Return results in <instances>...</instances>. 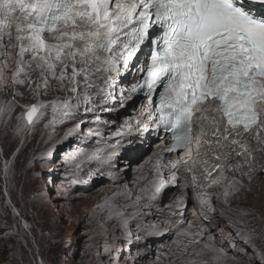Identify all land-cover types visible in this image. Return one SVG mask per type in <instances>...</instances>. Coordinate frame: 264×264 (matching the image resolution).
<instances>
[{
  "label": "snow or ice",
  "instance_id": "obj_1",
  "mask_svg": "<svg viewBox=\"0 0 264 264\" xmlns=\"http://www.w3.org/2000/svg\"><path fill=\"white\" fill-rule=\"evenodd\" d=\"M262 9L264 0H0V92L12 93L11 99L0 101V120L11 119L16 97L23 95L17 89L26 87L35 102L21 105L24 111L16 116L14 134L30 132L42 118L47 119L45 129L53 132L71 124L42 154V160L47 162L57 144L73 138L83 144L94 140L96 146L91 149L77 147L65 154L62 163L71 184L87 183L85 175L90 179L112 167L116 156L110 149L131 132L170 135V144L163 146L165 153L195 144V156L189 149L185 158V163L190 161L185 168L189 178L183 184L174 171L181 166L179 158L165 164L154 155L147 162L153 175L140 192L148 195L149 202L162 203L169 185L176 186L179 194L167 205L170 217L146 226L138 223L137 231L143 230L144 237L136 238L167 232L176 226L171 216L186 204L190 186L199 206L213 210L207 185L201 179L220 184V178H211L222 166L211 165L198 174L201 149L213 143H201L207 135L202 128L204 121L215 126L213 136L220 133L223 124L215 145L231 146L233 151L238 146L247 154L249 165L254 152H264ZM141 53L144 58L133 70ZM129 72L134 82L122 87L121 81ZM49 95L51 99H41ZM138 95L145 98L139 112L105 138L101 125L116 122L104 120L103 114L117 111L116 106L123 109ZM86 124L92 126L85 130ZM196 126H201V131L194 140ZM249 135L257 142L255 149L248 146L245 137ZM224 155L227 160L229 154ZM11 163L6 160L3 165L6 180ZM202 163L207 165L208 161ZM166 168L171 173L169 179H165ZM234 169L240 170L241 165ZM253 170L249 167V172ZM118 177L116 173L112 178L115 181ZM235 183L229 181L224 187L225 198L229 189L236 191ZM114 195L131 198L128 191ZM105 202L110 204V199ZM142 203L137 195L131 216L125 218L118 210L114 213L121 220L119 227L126 240L133 236L129 221L144 215ZM24 227L29 226L25 223ZM113 250H117L114 236L104 251L109 253L108 264H119L111 256ZM217 251L222 253L223 249ZM260 255L264 261V252ZM129 262L136 264L135 257L129 256L126 264Z\"/></svg>",
  "mask_w": 264,
  "mask_h": 264
},
{
  "label": "rangeland",
  "instance_id": "obj_2",
  "mask_svg": "<svg viewBox=\"0 0 264 264\" xmlns=\"http://www.w3.org/2000/svg\"><path fill=\"white\" fill-rule=\"evenodd\" d=\"M17 90L23 95L16 97L11 119L4 117L0 120V264H108L109 253L104 249L106 243L109 245L113 243V236L117 250H113L111 256L118 259L119 264H126L129 256L135 257L136 264H181L170 256L167 257V249L162 248V237L158 233L137 240V235L140 237L144 235L133 232L132 238L126 240L120 229L111 232L106 230V224L94 222L95 220L89 217V208L98 198H102L105 186H112L114 170L111 167L105 168L103 174H97L90 179L85 175L87 183L71 184L69 182L71 177L62 163L65 154L77 147L91 149L95 146L94 140L90 144H83L73 138L57 144L52 156L45 162L41 159L42 154L60 140L71 124L58 127L53 132L44 127L47 119H41L30 132L25 130L19 135L14 134L16 116L24 111L21 105L35 102V98L26 87H19ZM11 98V91L0 92V101L6 102ZM51 98V95L41 97ZM134 107L128 109L129 113L121 114L120 119L133 116L131 111L137 109L138 104ZM82 118L90 120L91 116L82 115ZM90 126L92 125L86 124L85 130ZM49 135L52 137L51 140ZM20 140H23V143L17 147ZM126 146L129 144L126 143ZM126 150L125 144L110 149L115 153L116 159L118 158V168H123V175L130 184L136 181L139 176L136 171L142 167L145 159L142 158L134 166H129L123 163L127 160ZM148 151L150 150H144L142 154L145 155ZM6 160L12 161L7 180L3 171ZM236 164L242 166L245 161L238 159L230 163L228 169L233 170ZM145 170L142 168L141 176L145 175ZM258 173L264 178V167H261ZM226 179V182L229 180L240 182L233 171L227 173ZM262 184L264 186V180ZM190 188L191 186L188 189ZM216 191L214 189L210 194L214 195ZM236 191L229 189L228 196L232 195L234 202L228 204V201L222 198L224 206L230 212L240 211L235 203ZM169 193L168 188L163 196V202L156 201L154 207L167 211L166 205L172 203L176 196L174 194L166 201ZM218 195L219 193L215 200ZM215 202L212 201V205H215ZM189 205L191 209L194 206L193 202ZM181 210H177L175 215L171 216V220L177 219ZM242 213L241 219H234L230 214L223 216V222L214 225L210 231L204 232L202 237L198 238L200 245H211L215 252L216 259L212 264H217V259L223 256L241 261L242 264H264L260 255L264 252V221L258 219L264 217V205H260V209ZM169 217L166 216L165 219ZM205 218L202 221L206 220V223L211 225L212 222ZM25 223L29 227L25 228ZM182 224L181 229L184 231L199 229V225L196 228L189 217H185ZM189 233L192 234L191 231ZM169 241L172 244L182 242L178 237H172ZM191 244L193 245V243L184 245ZM219 249H223V252L217 251ZM162 253L167 255L164 257Z\"/></svg>",
  "mask_w": 264,
  "mask_h": 264
},
{
  "label": "bare ground",
  "instance_id": "obj_3",
  "mask_svg": "<svg viewBox=\"0 0 264 264\" xmlns=\"http://www.w3.org/2000/svg\"><path fill=\"white\" fill-rule=\"evenodd\" d=\"M142 54L140 57L136 60V63L133 65V70L139 66V62L141 60ZM129 82H134L132 73L129 72L126 76V79L121 81V86L126 87L128 86ZM32 103V102H31ZM23 104V103H20ZM24 105V104H23ZM141 103H138V107L135 110H132L133 114L138 113L140 109ZM134 101L129 102L126 107L123 109H119L117 107V111L113 112H106L103 114V119L107 121H115V125L112 126H106L101 125L103 134L105 138H107L111 132L116 131V128L123 123V121L128 117H123L120 119L121 114L129 113L130 111L128 109L135 108ZM82 112V111H81ZM119 116V117H118ZM43 119V118H42ZM216 119L219 121L220 117L217 115ZM206 129L203 130L207 135H205L201 143H203L204 140H211L213 141L211 147L205 145L204 148L201 149L202 155L200 156V162L201 164L198 166V174L202 173L204 171L205 167H209L211 165L218 164L219 160H216L215 157L219 156L220 159H225V153H228V159L226 160L228 163L230 161L236 162V158L240 156H246V153H243L242 150L237 146L235 147V150L233 151V148L231 146L220 148L215 145L214 141L218 139L219 133L216 136H213L212 133L215 131H212V127L210 126V121L205 125ZM200 132V130H199ZM198 132V133H199ZM220 132H223V124H221V130ZM254 135V133L252 134ZM252 135L246 136L245 139L248 143L249 148L255 149L258 145L255 139L252 138ZM24 137V136H23ZM160 137H163L161 139ZM160 137H157L153 135L152 133H146L145 136H142L138 132H131L125 135L119 145H124L127 150L125 151V154H127V160L123 163H126L127 165H135V163L144 158V162L142 164V167L138 168L136 171L139 176H137L136 181H132V183H128L126 181L125 176L123 175V168H118V158L114 159L113 166L111 167L112 170H114V174L119 173V177L114 181L113 178V184L112 186H105L103 189V195L102 198H98L97 202L95 204H92L89 208L88 215L94 222H103V224H106V230L109 231H115L117 229H120L119 225L121 223V220L118 219L115 216V211H120L124 217L131 216L132 213L135 211L133 207H131L133 201H135L136 196L140 195L142 200V206L141 209L144 213L142 217L134 218L133 220L129 221L130 228L132 232L135 233H142L144 235L143 230L137 231V224L142 225H150L152 223H157L165 219L166 216H170L171 214L167 210H160L154 207L156 204V201L148 202V197H145L143 193L140 192V189L145 186L148 180L152 178V165L151 163H147L149 161L150 157H153L154 155L157 157H160L162 161L167 164L168 161L175 162V157L172 155H159L160 148L163 149V146L167 142V136H163L162 133H160ZM233 138H237L233 135ZM95 142V141H94ZM154 142V143H153ZM112 144H116L115 140L111 141ZM126 143L129 144V146H126ZM96 146V145H95ZM100 147H103V145H99ZM129 147V148H128ZM264 147V146H262ZM150 150L147 152V154L143 155L142 153L144 150ZM204 152H207V155H203ZM237 153H240V155H237ZM143 156V157H142ZM254 159L249 165L248 163L243 164L241 166L240 170L233 169V173H235L239 179L236 183L237 191L236 193V206L240 209V211L230 212L225 206L222 201V198L224 199L225 196L223 195L224 187L228 184L226 176L227 173H230L228 170H225L224 172H220V175H218L216 178L221 179L220 184H215V191L218 189L219 191H216L214 195H211V191L214 190L213 187L209 186L207 181H204L201 179V183L206 184V193L208 198L212 201H216L215 205L213 207L214 213L212 211H209L207 208H201L199 204L197 203L192 188L186 189L188 194V199L184 207L179 213V217L175 220H172V223L175 224V227H170L167 232H160L158 235L162 237V248L167 249V254L162 253L165 257L167 255L171 258L175 259L176 261L180 262L181 264H212V261L216 259L215 252L211 249V247L206 248L205 244H201L198 242V238L202 237L204 232L210 231V229L213 228L214 225L218 224L219 222H223V216L225 215H232V218L234 219H241L242 218V211H250V210H257L260 209V205H264V186L262 184L264 178L259 175L258 171L261 170V167H264V152H254L253 153ZM204 160L208 161L207 165H204L202 162ZM139 163V162H138ZM154 163V161H153ZM181 166L174 170L177 173L178 176V182L179 184L185 183V180L189 178V174L185 172V168H187L190 164V161L188 163H182L180 162ZM260 165V166H259ZM253 168L252 174L249 173V167ZM91 167H95V165H91ZM146 169L145 175H143V179H141V170ZM87 171V170H86ZM217 171L213 172L216 173ZM143 173V172H142ZM165 173V179H169L171 176V173L166 168L164 170ZM245 173H248L245 175ZM113 177V176H112ZM230 181V180H229ZM125 186H127L125 188ZM123 191H128L131 193V198H123L120 195H114L116 193H120ZM169 195L166 197V201L171 198L174 194H179V189L176 186L169 185ZM217 193H219L217 200L214 198L216 197ZM232 197V195H231ZM228 196L225 198L229 202H234V200ZM221 198V199H220ZM106 199H110V204H106ZM191 202H193V208L191 209V206L189 205ZM125 205H128V207H125ZM143 205H148L147 207H144ZM151 205V206H150ZM112 206H115L113 208ZM156 206V205H155ZM167 206V205H166ZM89 207V206H88ZM167 208V207H166ZM200 213V214H199ZM95 215H97L95 217ZM185 217H189L192 220V223L195 224V227L199 225L198 231L196 229H186V231L182 230L181 227L183 226L182 222ZM210 220L212 222L211 225H208L205 222L202 221V219ZM264 217H259L258 219H263ZM232 220V219H231ZM230 221V220H229ZM206 223V224H205ZM231 223V222H230ZM236 225V224H235ZM192 232L190 235L189 232ZM120 232L121 229H120ZM172 237H178L182 242L178 243H171L169 240ZM200 241V240H199ZM186 243H193L191 246H185ZM184 245V246H183ZM160 246V245H159ZM211 246V245H210ZM213 247V246H212ZM169 258V257H168ZM189 259V261H187ZM232 258L228 257H222L217 259V264H242L241 261L237 260H231Z\"/></svg>",
  "mask_w": 264,
  "mask_h": 264
},
{
  "label": "water",
  "instance_id": "obj_4",
  "mask_svg": "<svg viewBox=\"0 0 264 264\" xmlns=\"http://www.w3.org/2000/svg\"><path fill=\"white\" fill-rule=\"evenodd\" d=\"M20 144H21V140H20V143L18 144V146H17V147H19V146H20Z\"/></svg>",
  "mask_w": 264,
  "mask_h": 264
}]
</instances>
